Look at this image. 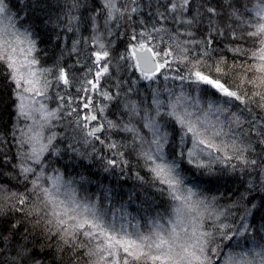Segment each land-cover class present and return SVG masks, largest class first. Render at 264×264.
I'll use <instances>...</instances> for the list:
<instances>
[{"label":"snow or ice","instance_id":"obj_1","mask_svg":"<svg viewBox=\"0 0 264 264\" xmlns=\"http://www.w3.org/2000/svg\"><path fill=\"white\" fill-rule=\"evenodd\" d=\"M0 81V264H264V0H0Z\"/></svg>","mask_w":264,"mask_h":264},{"label":"trees","instance_id":"obj_2","mask_svg":"<svg viewBox=\"0 0 264 264\" xmlns=\"http://www.w3.org/2000/svg\"><path fill=\"white\" fill-rule=\"evenodd\" d=\"M0 95H2L5 100H7L8 93H7L6 88L3 85L2 81H0ZM2 114L4 116L5 121H7L9 118L8 114L6 112L2 113Z\"/></svg>","mask_w":264,"mask_h":264}]
</instances>
